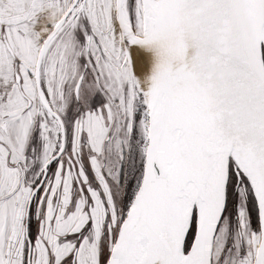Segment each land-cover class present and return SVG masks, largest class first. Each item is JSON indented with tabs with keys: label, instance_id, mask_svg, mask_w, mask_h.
I'll list each match as a JSON object with an SVG mask.
<instances>
[{
	"label": "snow or ice",
	"instance_id": "1",
	"mask_svg": "<svg viewBox=\"0 0 264 264\" xmlns=\"http://www.w3.org/2000/svg\"><path fill=\"white\" fill-rule=\"evenodd\" d=\"M0 264H264V0H0Z\"/></svg>",
	"mask_w": 264,
	"mask_h": 264
}]
</instances>
